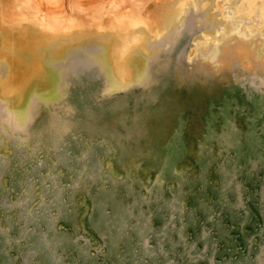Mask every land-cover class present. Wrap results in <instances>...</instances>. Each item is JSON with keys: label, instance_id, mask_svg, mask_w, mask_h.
<instances>
[{"label": "rangeland", "instance_id": "rangeland-1", "mask_svg": "<svg viewBox=\"0 0 264 264\" xmlns=\"http://www.w3.org/2000/svg\"><path fill=\"white\" fill-rule=\"evenodd\" d=\"M0 264H264V0H0Z\"/></svg>", "mask_w": 264, "mask_h": 264}, {"label": "bare ground", "instance_id": "bare-ground-1", "mask_svg": "<svg viewBox=\"0 0 264 264\" xmlns=\"http://www.w3.org/2000/svg\"><path fill=\"white\" fill-rule=\"evenodd\" d=\"M43 13H44V11H43Z\"/></svg>", "mask_w": 264, "mask_h": 264}]
</instances>
